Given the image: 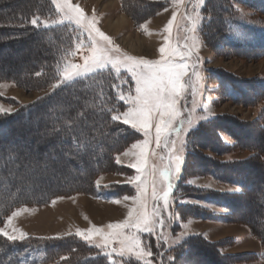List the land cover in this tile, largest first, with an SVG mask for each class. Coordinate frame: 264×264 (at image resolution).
<instances>
[{"label":"rangeland","instance_id":"1","mask_svg":"<svg viewBox=\"0 0 264 264\" xmlns=\"http://www.w3.org/2000/svg\"><path fill=\"white\" fill-rule=\"evenodd\" d=\"M11 1H13L11 4L13 9L15 4H22L26 0ZM246 1L252 4L247 5L244 2L240 4V0H227V2L226 0H204L201 6L194 8L192 5L195 0H185L183 5L174 4L173 0H71L72 4L81 7L89 18H92L95 13L99 20L97 27L124 53L148 60L160 59L159 49L165 46L166 39L170 38L171 45L179 48H183L186 42H191L190 25L182 18L185 13L192 14L198 11L204 17L195 33L199 42V56L202 60L198 67L203 77L202 86H197L193 77L192 83L199 95L194 96L190 91L180 104L185 115L191 110L198 122L187 134L188 143L183 153L184 162L180 176L175 181L171 208L175 218L170 223L166 221L164 236L160 240L159 247L155 235L145 234L147 242L152 246L154 264L202 263V258L198 256L205 252L197 247H203V240L216 243L215 246H208L207 249H210H208L209 253L216 259L219 258V253L226 256L223 259L225 264H264V259L259 260V257L255 256L263 251L264 245L262 243L263 248H261V241L255 237L252 229L243 223L225 222L219 217L227 214L228 210L218 199H226V195L241 190L237 184L228 179L231 174L223 168L238 166L236 169L239 176H247L248 173L253 174L254 178L264 176V168H259L260 162L264 163V131H262L264 130V95L256 97V100L253 98L264 90L261 86V83H264V54L262 53L264 50L260 49V45H264V0ZM225 3L231 9L229 20L226 19L225 22L221 18L220 21H215V14L218 12H210L207 8L214 6L216 10L218 8L223 10ZM253 4L261 12L257 13L251 7ZM238 9L242 10L243 15ZM174 12L177 13V19L173 23L169 36V33L164 30ZM49 13L50 15L47 16ZM49 13L44 12L40 15L38 12L36 15L33 12L32 15L39 16L41 20H47L50 26L55 25L51 24V21L59 18L55 5L54 10L52 9ZM107 24L112 26L109 28ZM3 25L7 26V23ZM59 25L67 26L74 31L71 38V50L76 49L78 36L87 45V34H82L75 24L65 22ZM214 30L218 32L215 33ZM6 34L9 33L6 32ZM29 39L30 37L24 40L23 44L13 45L11 48L13 52H18H12V56L9 57L13 62L23 57L31 60L36 56L38 47L36 40L41 38L38 37L35 41ZM244 40L255 43L261 51L256 53L251 49L238 47ZM142 44L144 49L139 50ZM131 47H137L138 49L135 48L137 52L131 50ZM9 52L11 53L9 48H6L5 53ZM87 54L86 48L81 49L75 56L68 55L63 63L83 64L84 56ZM190 63H195V57ZM24 66L26 62L24 64L18 62L15 68L21 69ZM189 71L191 72V69ZM111 74L116 78L114 73ZM121 75L131 83L123 85L124 90L134 89L131 76L126 72ZM241 82L260 85L254 86L255 92L250 90L244 95L246 90H241L238 86ZM0 84L4 85L0 88V106L4 109H12L11 113H0V116L17 114L21 109L46 97L55 88L52 84L42 89L23 88L9 81H0ZM115 92L117 94L116 89ZM75 99L78 100L77 97ZM73 101H66L62 111L73 109ZM46 106L49 107L47 115L40 118H33L32 114L30 115L35 122L32 127L36 131L28 136V139H43L44 127L55 118L54 114L58 113L57 106L53 103ZM123 106L126 109L127 106L124 104ZM205 108L209 111L205 112ZM137 133L138 138L118 151L114 164H110L105 172L97 175L93 190L85 194L75 193L71 196L57 197L53 199L55 204L52 203L53 200L46 204L27 202L7 213L0 223V228H6L9 232L13 229L23 231L26 233V238L23 241L12 242L0 236V245L5 242L9 245L27 243L25 247L31 251L26 252L28 254L22 264H96L89 259L93 253L102 255L100 249L94 246L95 243L100 242V238L96 237L90 244L77 236L76 232L89 230L93 225L106 229L108 224L123 221L129 209L134 207L131 200L125 201L123 197L136 195V190L129 182V178L137 173L128 165L135 163L137 159V150L132 149V144L144 139L141 132ZM259 135H261L259 139L255 138ZM13 141H10L8 145H11ZM256 147L259 149L262 147V150L259 151ZM152 148L154 145L151 146L150 151ZM129 149H131L130 154L123 155ZM19 152H23V157L29 164L33 162L29 160L38 154V151L31 149ZM10 153L14 152L8 151L6 155ZM52 157L50 153L44 164L34 162L33 167L40 169L39 176L27 172L23 165L18 167L14 165L11 168L27 178L31 191L47 190L56 182L70 180L55 178L66 166L55 164ZM55 157L62 158L61 155ZM117 157L120 158V163L116 162ZM149 163L159 165L160 161L157 157L150 156ZM86 165L89 166V163L87 162ZM4 169H7L6 166L0 168V173ZM222 170L223 174L220 173ZM255 182L252 185L256 192L255 196L241 198L242 203L247 205L250 203L251 208L246 210L239 208L237 211L238 215L248 218L247 220L252 223H258V209L257 206H253V203L259 202L264 207V197L261 193L264 185L260 181ZM205 185H211V187H205ZM116 200H120V203H115ZM20 208H27L28 211L15 217L12 225L6 227L7 217ZM149 208H151L150 203ZM181 233H184L182 237ZM176 237H181L179 243L165 242ZM193 237L201 241L195 242L196 245L190 248L187 246L188 240ZM46 241H54L56 247L47 261L40 252L41 246L45 245ZM59 250L64 252L60 253ZM196 252H200L199 255H195ZM169 255L174 259L169 261ZM184 256L186 260L182 258ZM260 257L263 258L264 254ZM105 259L108 264H111L108 258L105 257Z\"/></svg>","mask_w":264,"mask_h":264},{"label":"trees","instance_id":"2","mask_svg":"<svg viewBox=\"0 0 264 264\" xmlns=\"http://www.w3.org/2000/svg\"><path fill=\"white\" fill-rule=\"evenodd\" d=\"M33 1L34 3H32ZM243 2L247 5L252 4L247 3L249 1L240 0V4ZM12 3L13 1L11 0H0V81L14 82L23 88L29 89L34 87L42 89L51 84L54 85L59 79L58 69L62 68L63 62L66 61L64 58L65 54L72 49L71 38L74 31L67 26L59 24L49 27H44L43 25L35 27L30 23L31 18L34 17L32 15L33 12L36 15L39 12L41 15V13H49L52 9L54 10L52 0H26L22 4H15L13 9L11 7ZM251 7L257 13L261 12L258 8H255L254 4ZM225 9L227 10L223 12ZM207 10L218 12L215 14V21H220L221 18L225 22L226 19L229 20V10L231 11V9L226 3L223 10H220V8L216 10L214 6L207 8ZM49 15L50 13L47 16ZM5 23H7V26L3 25ZM214 31L215 33L218 32V30ZM6 32L9 34H6ZM29 37V40L32 41H35L38 37L41 38V40H36L38 44L36 56L32 57L31 60L23 57L13 62L9 57L13 53L18 52H13L11 48L13 45L23 44L24 40ZM242 42L238 47L251 49L256 53L261 51L258 49V45L253 44L251 41L247 42L244 40ZM6 48H9L11 53L6 54ZM260 49L264 50L263 44L260 45ZM262 53L264 54V52ZM18 62L22 64L26 62V66L21 69L15 68ZM117 81V78H114L110 72L98 73L95 74V78L90 77L86 80H80L74 86L61 85L58 88H54L46 97L29 107L21 109L17 114L0 116V163H2L3 167L6 166L7 168L0 173V223L5 219L7 213L27 202L35 201L37 204H46L57 197L71 196L75 193L85 194L89 190H93L97 175L105 172L110 164H114L115 156L119 150L132 140L138 138L139 134L134 129L119 121L111 120V115L114 113L107 112L108 108L121 112L125 109L123 103L116 98L117 94L113 85ZM128 84H131L129 80ZM257 85L260 84L241 82L238 86L241 90H246L244 94L246 95L250 90L255 92L256 88L254 86ZM261 86L264 88V83H261ZM241 95L243 96V94ZM263 95L264 90H261V94H257L253 98L256 100ZM72 100H74V108L62 111L65 107L64 103ZM51 103L57 106L58 113L54 114L55 118L49 124H45L43 139H28V136L36 131L32 127V124L35 122L30 118V115L32 114L33 118L47 115L49 107L46 104L51 105ZM101 108H104L105 111L101 112L99 110ZM70 129L84 130L85 136L81 137L84 146L77 147V143L73 137L77 136L78 132L70 131ZM201 131L204 130L201 129ZM260 137L261 135L255 136L258 139ZM10 141H13V143L8 145ZM30 149L38 151V154L32 160H29L33 161L31 164L26 163L23 152H19ZM257 150L261 151L262 147L261 149L258 147ZM8 151L14 152L11 154H15V164L8 161L9 155H6ZM50 153L53 156L52 159L55 161V164L63 167L66 166L65 169L59 171L58 176H55V178L70 180L56 182L55 185L50 186L47 190L31 191L32 188L27 178L20 172L13 171L11 167L23 165L26 167L27 172L30 174L35 173L39 176L40 169L33 167V164L34 162L44 164ZM56 155H61L62 158H56ZM87 162L89 166L86 165ZM237 167L223 168L224 171L228 170L231 174L228 179H231L232 183L237 184L241 190L226 195V199H218L222 203V206L228 210L227 214L219 217L228 223L230 221L239 222L249 226L255 237L264 245L263 205L259 202L253 203V206H257L258 209V223H252L247 220L248 218L237 214L239 208H243L244 210L251 208V204H243L241 198L255 196L256 192L252 185L256 183L255 181H260L264 185V176L263 178H254L255 176L249 173L247 176H239ZM247 167L251 168L252 165H247ZM259 168H264L263 162H260ZM223 170L220 171L221 174L224 173ZM261 193L264 197V187ZM199 240L197 237L190 238L187 246L193 248L196 245L195 242L197 243ZM25 244L27 243L9 245L5 242L1 244L0 264H22L26 258V254H28L26 252L31 251V249L25 247ZM215 245L216 243H208L203 240V247L198 246L197 248L201 251L203 249L205 253H202V255L198 254L200 252L195 253V255L198 254V257L203 260L202 263L198 264H225L223 263V259L226 256L219 253L220 256L216 259L209 253L210 249L208 248V250L207 247ZM54 247V241H46L45 245L41 246L40 252H42L46 261L52 256ZM59 252L64 251L59 250ZM182 258L186 260L185 256ZM89 261L96 262V264H108L103 255L95 253H93Z\"/></svg>","mask_w":264,"mask_h":264},{"label":"snow or ice","instance_id":"3","mask_svg":"<svg viewBox=\"0 0 264 264\" xmlns=\"http://www.w3.org/2000/svg\"><path fill=\"white\" fill-rule=\"evenodd\" d=\"M184 2L185 0H173V3L178 5H183ZM52 3L59 13V18L51 21V24L65 22L75 24L82 34H87L88 40L85 45L84 40L77 37L76 49L66 53L65 60L68 55L75 56L81 49L86 48L88 54L84 56L83 64L64 63L62 68L58 69L59 79L53 87L74 86L80 80L95 78V74H102L105 71L114 73L118 80V83L113 85L117 91L116 98L127 107L122 112L114 111L112 108H108L107 112L114 113L111 115V120L129 125L144 136L142 141L132 144V149L137 150V159L135 163L128 165L137 173L129 178L136 195L123 197L125 201L131 200L134 207L129 209L127 217L121 222L108 224L106 229L93 225L86 231L77 230L76 235L90 244L99 237L100 242L95 243L94 246L100 249V253L108 258L111 264H154L152 246L147 242L145 234L155 235L159 247L160 240L164 236L166 221L170 223L175 218V214L171 211L175 181L180 176L184 162L183 153L187 148V134L198 122L191 110L185 115L180 104L190 91L194 96L199 95L193 86V77L196 85L202 86L203 77L198 70L202 60L195 33L204 17L198 11L192 14L185 13L182 18L190 25L191 42H186L183 48H179L171 45L170 38L166 39L165 46L159 49L160 59L148 60L124 53L97 27L99 20L95 13L89 18L84 10L78 5H73L71 0H52ZM203 3L204 0H195L192 6L198 8ZM238 11L243 15L242 10L238 9ZM176 19L177 13L174 12L164 30L169 36ZM30 23L35 27L50 26L47 20H41L39 16L31 18ZM193 57L195 63H190ZM125 72L134 81V89L124 90L123 85L128 81L121 74ZM2 87L4 85L0 84V88ZM99 110L105 111L104 108ZM11 111L10 108L4 109L0 106V113H11ZM204 111L209 110L205 108ZM70 131L78 132V135L73 137L77 147L84 146L81 141V137L85 136L84 130L70 129ZM152 145L154 148L150 151ZM130 152L131 149L123 155L128 156ZM150 156L157 157L160 164H150ZM8 161L15 164V154L10 153ZM116 162L120 163L119 157L116 158ZM114 202L120 203V200ZM52 203L55 204V200ZM26 211L27 208H20L12 212L7 217L6 227L11 226L14 218ZM183 235L184 233H181V237ZM0 236L16 242L23 241L26 233L16 229L9 232L6 228H0ZM181 237L165 242L179 243ZM117 257L119 259H115ZM173 259L169 255L168 260Z\"/></svg>","mask_w":264,"mask_h":264},{"label":"crops","instance_id":"4","mask_svg":"<svg viewBox=\"0 0 264 264\" xmlns=\"http://www.w3.org/2000/svg\"><path fill=\"white\" fill-rule=\"evenodd\" d=\"M252 234V233H251ZM253 235V234H252ZM261 245V248H263V246H262V243H260ZM250 254H255V253H250ZM261 254L263 255L264 254V249H263V251H261L260 253L258 252L257 254H255V256L256 257H259V260H261V259H264V257L263 258H261L260 256H261ZM252 256V255H251ZM255 263H256V261H255Z\"/></svg>","mask_w":264,"mask_h":264},{"label":"bare ground","instance_id":"5","mask_svg":"<svg viewBox=\"0 0 264 264\" xmlns=\"http://www.w3.org/2000/svg\"><path fill=\"white\" fill-rule=\"evenodd\" d=\"M108 24H109V23H108ZM108 24H107V25H108ZM108 26H109V28H110L112 25H111V26L108 25ZM126 43H127V42H126ZM135 48H137V47H131V50H133V51L135 50V51H136V50L138 49V48H137V49H135ZM143 49H144V44L141 45V47H140L139 50H143ZM136 52H137V51H136Z\"/></svg>","mask_w":264,"mask_h":264}]
</instances>
